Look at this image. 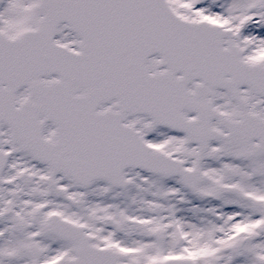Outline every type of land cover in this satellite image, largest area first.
Listing matches in <instances>:
<instances>
[{
	"label": "snow or ice",
	"instance_id": "1",
	"mask_svg": "<svg viewBox=\"0 0 264 264\" xmlns=\"http://www.w3.org/2000/svg\"><path fill=\"white\" fill-rule=\"evenodd\" d=\"M0 264H264V0H0Z\"/></svg>",
	"mask_w": 264,
	"mask_h": 264
}]
</instances>
